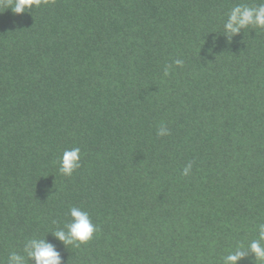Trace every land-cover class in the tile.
<instances>
[{"label":"trees","instance_id":"16d2710c","mask_svg":"<svg viewBox=\"0 0 264 264\" xmlns=\"http://www.w3.org/2000/svg\"><path fill=\"white\" fill-rule=\"evenodd\" d=\"M259 2L0 7V264L33 236L53 243L63 264H220L256 238L264 29L228 42L223 23L233 5ZM175 59L183 67L164 76ZM161 122L170 135H156ZM71 147L81 168L65 177L58 159ZM72 206L99 227L79 248L49 233Z\"/></svg>","mask_w":264,"mask_h":264},{"label":"clouds","instance_id":"9594fccd","mask_svg":"<svg viewBox=\"0 0 264 264\" xmlns=\"http://www.w3.org/2000/svg\"><path fill=\"white\" fill-rule=\"evenodd\" d=\"M55 0H0V7L11 9L17 15L29 12L42 4H51ZM264 29V0L258 4L249 5L238 3L231 7L227 19L223 23V35L228 42L244 29ZM183 59H175L172 64L165 65L163 75L167 76L173 66L183 67ZM158 137L170 135V131L163 122L157 127ZM81 150L79 147L65 149L58 159V172L65 177H71L81 168ZM192 162H188L181 171L182 176L190 175ZM68 220L62 227H57L49 233L64 246L79 248L87 244L99 233L98 225L94 224L89 213L81 207L72 206L67 212ZM55 223V221L53 222ZM256 238L247 242H238L235 247L221 258L220 264H240L249 255L253 256L259 264H264V222L256 225ZM63 264L61 253L56 246L47 241L44 236L26 239L21 252L11 251L6 264Z\"/></svg>","mask_w":264,"mask_h":264}]
</instances>
